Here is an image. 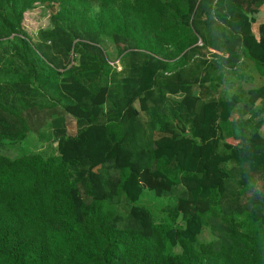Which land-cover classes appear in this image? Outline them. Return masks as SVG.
Instances as JSON below:
<instances>
[{
	"label": "trees",
	"instance_id": "obj_1",
	"mask_svg": "<svg viewBox=\"0 0 264 264\" xmlns=\"http://www.w3.org/2000/svg\"><path fill=\"white\" fill-rule=\"evenodd\" d=\"M0 264H264V0H0Z\"/></svg>",
	"mask_w": 264,
	"mask_h": 264
},
{
	"label": "rangeland",
	"instance_id": "obj_2",
	"mask_svg": "<svg viewBox=\"0 0 264 264\" xmlns=\"http://www.w3.org/2000/svg\"><path fill=\"white\" fill-rule=\"evenodd\" d=\"M252 86H254V84ZM35 137L36 135L34 133H28L27 136L21 140V142H17L16 144L9 143L6 152H8L9 154H13L14 156L36 152L40 149L39 145L41 144V142L38 141V139ZM167 201L168 197L156 195L152 190L145 189L138 201V204L149 208L153 214H157L159 208ZM208 236V232H204L202 235H199V237L202 239L207 238Z\"/></svg>",
	"mask_w": 264,
	"mask_h": 264
},
{
	"label": "built area",
	"instance_id": "obj_3",
	"mask_svg": "<svg viewBox=\"0 0 264 264\" xmlns=\"http://www.w3.org/2000/svg\"><path fill=\"white\" fill-rule=\"evenodd\" d=\"M117 62V61H116Z\"/></svg>",
	"mask_w": 264,
	"mask_h": 264
}]
</instances>
